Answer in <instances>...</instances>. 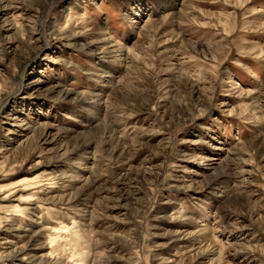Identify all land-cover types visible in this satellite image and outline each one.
Masks as SVG:
<instances>
[{"label": "rangeland", "instance_id": "rangeland-1", "mask_svg": "<svg viewBox=\"0 0 264 264\" xmlns=\"http://www.w3.org/2000/svg\"><path fill=\"white\" fill-rule=\"evenodd\" d=\"M1 214L11 264H264V0H0Z\"/></svg>", "mask_w": 264, "mask_h": 264}, {"label": "bare ground", "instance_id": "bare-ground-1", "mask_svg": "<svg viewBox=\"0 0 264 264\" xmlns=\"http://www.w3.org/2000/svg\"><path fill=\"white\" fill-rule=\"evenodd\" d=\"M43 25L44 24L41 23V29L44 27ZM44 42H45V45L47 46V43L48 42L46 40H44ZM25 68L21 72V75H20L21 76L20 77L21 80L23 79ZM34 181H35L34 179H31V180H25L24 182L25 183H28V182L30 183V182H34ZM14 185H11L10 186L11 188L9 190H7V193L8 194H7V196L4 197V200H10L16 194V192H18V191H16L17 190V186L14 187ZM20 200L22 202V200H23L22 197H21V199H19L18 202H20ZM20 208H21L20 206H15V207H13V209H9L11 211H9V210L8 211L9 212H13V213H11V216L10 215H6L5 217L12 218V222H14L15 221V218H16V215L14 213H18V212L19 213H23V211H21ZM2 219H3V215L1 214L0 215V227H2V223H3L1 221ZM20 219H21L20 222H23L24 221V217H21ZM6 221H7L6 223L8 224V221L9 220H6ZM21 226H22V224H21ZM6 227H7V225L3 226V228H6ZM9 227H11V226H9ZM26 235H28L26 237H29L30 236V238H34L35 237V235L33 234V231H31V234H26ZM61 236H63V235H61ZM49 241H50V248L49 249L51 251V254L41 256L42 258H46L43 261H45L48 264H68V263H71L72 261H74V263H77V260H79L80 258L83 257L82 252H76V251H72V254L71 255L70 254H66V256H64V255L60 256L59 253H57V257H54L53 256L54 252H60V254H61V252H63V253L66 252V250H65V244L57 236V233L54 234V235H50L49 236ZM0 245L1 246H7V247H9L5 251H1L0 250V264H11V263H9V260L10 259L13 260V259H16V258L17 259L21 258V256H22L21 255L22 254V249H20L18 247H14L13 242H11V241H5V242H3V240L0 239ZM22 260H23V262L26 261L25 258L22 259ZM252 264H256V263L253 262Z\"/></svg>", "mask_w": 264, "mask_h": 264}]
</instances>
